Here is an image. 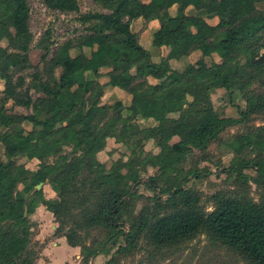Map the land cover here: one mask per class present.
<instances>
[{"label":"trees","instance_id":"1","mask_svg":"<svg viewBox=\"0 0 264 264\" xmlns=\"http://www.w3.org/2000/svg\"><path fill=\"white\" fill-rule=\"evenodd\" d=\"M92 1L105 11L78 16L80 24L86 25L85 34L61 44L53 43L55 48L42 65L32 66L28 58L33 41L28 1L0 0V40L7 42L6 46L0 45V78L4 81L0 91V264L35 263L37 256L29 247L33 227L29 217L39 204L53 214L58 224L55 235L64 236L71 247L80 246L81 264H87L90 257L102 250H89L77 228L103 226L113 235L123 234V198L128 194L119 184L128 178L129 172L117 177L116 164L120 168L149 164L161 174L191 149L206 150L229 125L246 123L251 115L264 112V91L254 90L264 86L261 39L264 12L255 5L259 0H197L191 13L186 11L191 0H150L146 7L142 6V0ZM43 3L61 13L79 12L78 0H43ZM172 5H176L174 16L168 11ZM211 13L218 17L214 26L202 19ZM137 17L162 23V28L152 34L154 46L168 49L161 63H154L141 46L138 58L131 57L130 50L137 44L138 34L130 30V23ZM96 25L101 28L95 29ZM192 26L202 29L200 38L193 36ZM211 42L215 43L214 50H227L219 63L200 57L182 71L169 67V59L189 55L199 50L201 44ZM37 46L49 51L42 41ZM75 47H88L90 53L71 56L70 50ZM240 58L244 61L240 62ZM104 66L111 67L110 81L131 95L128 106L120 101L101 104L103 85L86 78L84 73L96 74ZM29 68L33 73L26 82L20 73ZM226 68L230 70L222 74ZM148 76L156 79V83H150ZM220 88L225 90L230 103L239 97L245 103L244 108H237L238 118L225 115L224 108L214 105L212 93ZM9 102L15 107L31 109L33 114L12 112L6 107ZM156 115L159 118L152 139L158 152H147L144 158H138L136 151L144 144L138 120ZM109 116L125 127L132 138L130 159L116 160L110 168L106 163L110 152L105 160L97 156L107 147L106 137L97 130ZM24 121L31 123L30 131L23 128ZM57 124L69 128L71 137L62 138L58 134L62 126L56 128ZM66 145L71 148V159L47 161ZM225 145L235 154L227 171L238 170L236 177L244 185L250 179L246 171L252 169V180L264 188V125L235 134ZM249 151L256 155L246 160L244 154ZM18 157L39 160L38 168L27 169L16 162ZM82 173L94 174L93 180L90 177L88 195L98 185H108L103 193L108 191L111 195L94 210L88 209V195L81 196L72 206L82 208L85 222L67 228L71 219L67 213L75 209L68 199L74 194ZM152 177L160 179L156 174ZM87 183L88 178L84 177L81 185ZM19 184L23 186V194L31 197L29 201L17 194ZM39 184H49L55 197L46 198L42 186L36 187ZM242 185L232 195L215 194V206L210 212L204 210L198 194L177 188L173 197L178 202L173 211L159 214L142 210L124 236L132 241L136 233L143 232L148 243L159 248L192 239L204 228L211 241L237 251L246 264H264V201L255 202ZM117 263L111 257L106 262Z\"/></svg>","mask_w":264,"mask_h":264},{"label":"rangeland","instance_id":"2","mask_svg":"<svg viewBox=\"0 0 264 264\" xmlns=\"http://www.w3.org/2000/svg\"><path fill=\"white\" fill-rule=\"evenodd\" d=\"M27 1L30 8V30L33 34V41L28 52V58L32 66H41L42 62L51 54L56 44H61L68 39H74L77 36L85 34L86 25L80 24L77 19L81 13L105 11L92 0H78V13H61L59 11L50 10L44 5L43 0ZM193 1L194 0H192V2ZM255 5L259 10L264 12V0L257 1ZM170 10L172 12L174 11V9ZM100 28L101 27L98 25L95 26L97 30ZM261 39L262 42H264V33ZM39 41H42L45 46H49V51H45L38 47L37 43ZM53 43H55V45H53ZM6 44V40H0V45L6 46ZM203 47L205 53L213 52L212 50L215 49V45ZM140 51L137 42L135 47L131 50L132 57L138 58ZM226 52L227 50L225 48H219L218 52L216 54H211V56L213 59L218 60L219 57L225 55ZM239 61L243 62L244 59L240 58ZM229 70L230 68H226L222 71V74H225ZM32 73L33 70L29 68L23 70L20 74L25 76L26 82H29ZM56 76L59 77L58 70L56 71ZM254 88L256 91H264V86ZM31 94L36 97L32 92ZM113 100L114 99H112L111 104H113ZM212 101L216 107L224 108L225 115L235 118H238L239 115L237 108H244L245 106V103L240 97L234 100V103H230L227 93L222 89H216L212 93ZM229 104H231V106ZM6 107L12 112L33 114V110L15 107L11 102L7 103ZM40 117H43V115ZM154 117L158 120L159 115ZM151 125L152 121L145 124L148 129L144 131V134L142 133V138L145 142L143 147L141 146L142 148L136 151V156L138 158L142 159L147 152L152 153L153 150H155V145L150 139L154 134V129L150 128ZM263 125L264 112L251 115L246 123L242 122L229 125L219 134L217 139L210 143L206 150L199 151L194 148L191 149L182 160L173 164L172 168L165 169L161 174L159 171H156V167L149 164L140 167L133 165L129 168H120L119 164H116L115 175L117 177H121L129 172V175H127L128 178L122 180L121 184H119L120 188L126 190V194H128L123 198L125 201L121 217V231L123 234L113 235L103 226L76 229L81 237L82 243L85 246H89V250H102L100 251L101 254L98 253L101 257L98 258L97 264H106L110 257L112 260L117 261V264H246L241 254L237 251L219 242L211 241L204 228L199 230L192 239L186 240L178 245L159 248L150 245L143 232L136 233L132 241L124 235L128 234L130 226L137 221L141 211L144 209H149L151 212L159 214H166L173 211L175 206H177L175 203L178 202V198L173 197V192L177 188H183V190L187 189L198 194L200 204L204 207V210L206 212L212 211L215 206V194L232 195L236 187L243 184L242 181H239L236 177V174H239L238 170L227 171L230 160L233 156V158H235V154L233 155L230 152V149L225 143L235 134H240L247 130H255L256 128H263ZM61 126L62 125L59 127ZM28 127L30 128L29 124ZM61 128L58 134L64 139L70 138L72 131L65 126ZM97 133L105 136L107 141V150L100 152L97 156L106 158V154L110 152V158L106 159L109 168L112 162L116 160L127 161L130 159L129 145L131 144L132 138L128 131L120 127L111 116L105 118L99 125ZM133 137V141L136 140V137ZM70 150L71 148L69 146H63L61 149L62 152L57 156L54 155L49 157L47 161L52 163L56 159H71L72 157L69 154ZM169 155L170 151L167 152V156ZM244 155L246 160H250V158L256 154L249 151ZM15 160L17 163L23 164L29 170H36L38 168L39 160L37 159L30 160L25 157H18ZM246 172L249 174L248 176H250V179L242 186L246 187L248 196L251 199L257 203H263L264 188L257 186L252 180V174H254L252 169ZM155 174L159 175L160 179L153 180L152 176ZM84 177L88 178L86 186L81 185V181L84 180ZM90 177L93 180L94 174L85 175V173H82V176L76 181V188L73 190L74 194L68 199L71 208L75 207V209H69L67 213L68 216L71 217L68 225L65 226L67 228L74 227V224H83V222H85L82 208L74 205L72 206V204H77L81 196L88 195L87 192L90 190L89 185L91 182ZM58 180L59 178H56V183H59ZM22 187L21 184L18 185L17 194L24 196L26 200L29 201L31 197L23 194ZM107 187L108 185H98L96 191L92 190L93 193L88 195L90 199L88 209L94 210L98 203L108 197V195H111L108 191L106 192L107 194L103 193L104 188ZM42 188L45 197L48 196V194L50 195L49 186L45 185L42 186ZM68 191L72 192L71 190ZM39 208H36L34 213L29 217L33 225L29 247L37 256L36 264H81L82 255L80 246L71 249L69 245L66 244L67 242L64 243V246H62L63 243L59 244L57 242V245L54 244L53 241H55V236H58L55 235L54 229L58 224L55 222L51 212ZM112 243L115 244V247L111 246ZM55 245L57 247H55ZM42 247H45V257L40 255ZM92 257H90V261L87 264H91Z\"/></svg>","mask_w":264,"mask_h":264},{"label":"crops","instance_id":"3","mask_svg":"<svg viewBox=\"0 0 264 264\" xmlns=\"http://www.w3.org/2000/svg\"><path fill=\"white\" fill-rule=\"evenodd\" d=\"M196 1L197 0H194L193 2H192V0L190 1L191 3L188 6V8L186 9L187 12H189V13L192 12V11L190 12V10L194 7V4L196 3ZM149 2H150V0H142V6L146 7V5H148ZM170 9H174V11L172 12ZM168 11H169V14L171 16H174L176 14V5H172L168 9ZM202 19L208 25H211V26H214L218 23L217 15L212 14V13L203 15ZM161 28H162V23L157 19L145 21L143 17H137V18L133 19L130 23V30L132 32L138 34L139 46H141L143 49H146L149 52L151 60L154 63H161V61L166 58L167 51H168L166 46H154L152 44V34L159 31ZM191 31H192V34L195 38L201 37L202 29L199 26H192ZM212 45H215V43L214 42L204 43V44L200 45L199 50H195L194 52H192L189 55L182 56L178 59H175V58L169 59L168 60L169 67L173 70H176V71H182L186 67L187 64L193 62L196 58H200V57H204V59L206 61L214 60L216 63H219L221 60V57H219V59L217 60V59H213V57L211 56V54H216L218 52V50H212L213 52L205 53L203 46H212ZM131 50H130V55H131ZM81 52L88 56L90 53V48H88V47H82V48L75 47V48H72L70 50L71 56H75ZM131 57H132V55H131ZM110 70H111V67L104 66V67H100L96 74L93 71H86L84 74H85L86 78L91 79V80H97L103 85V96L101 97V104H111L112 99H114L112 103H114L116 101H120L123 106H128L131 102V95L110 81L109 76H108V72ZM147 79L150 83H153V84L156 83V79H154L151 76H148ZM3 88H4V81L0 78V91L3 90ZM217 90H219V89H217ZM113 95H116V96H113ZM113 97H115V98H113ZM149 121H152V125L150 127L151 129L157 125V120L155 119V117L144 118V119L138 120V122L140 124V128L143 130V132H142L143 134H144V131L146 129H148V128H146L145 124L148 123ZM28 124L30 125V128L28 127ZM22 126L26 131H30L32 129V125L28 121H24L22 123ZM120 127H122V126H120ZM122 128L126 129L125 127H122ZM150 139L153 142V139L152 138H150ZM176 139L177 138H173V141L174 140L176 141ZM144 142L145 141H143V143ZM105 150H107V148ZM105 150H102L100 152H103ZM155 150H153L152 153L156 154L158 152V148L156 146H155ZM1 151H2V147L0 146V152ZM107 157H108V153L106 154V158ZM106 158H104L103 156L100 157L101 160H105ZM31 160H36V159L33 158ZM45 185L50 187L49 184H44L41 186H45ZM49 190H50V195L48 194V196H46V198H54L55 192L51 189V187L49 188ZM37 208L46 210V208L43 205H39ZM46 211H48V210H46ZM55 237H56L55 241H53L54 244H56L58 242L59 244L63 243L62 246H64V243L66 242L65 237L64 236H55ZM56 245H55V247H57ZM45 247H42L41 248L42 252H40V255L44 256V257L46 255L45 254L46 253ZM69 247L71 249L78 248V247H71V246H69ZM99 254H101V253H99ZM99 254L92 257L91 264H97L98 263V258L101 257ZM36 262H37V259L35 260V264H36Z\"/></svg>","mask_w":264,"mask_h":264},{"label":"water","instance_id":"4","mask_svg":"<svg viewBox=\"0 0 264 264\" xmlns=\"http://www.w3.org/2000/svg\"><path fill=\"white\" fill-rule=\"evenodd\" d=\"M59 126H60V124H57V125H56V127H59ZM36 187H37V188H40L41 185L39 184V185H37Z\"/></svg>","mask_w":264,"mask_h":264}]
</instances>
